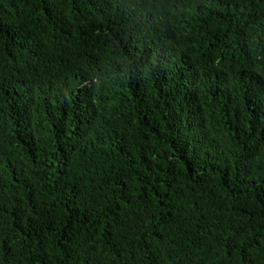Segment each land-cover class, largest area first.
Wrapping results in <instances>:
<instances>
[{
	"label": "trees",
	"instance_id": "1",
	"mask_svg": "<svg viewBox=\"0 0 264 264\" xmlns=\"http://www.w3.org/2000/svg\"><path fill=\"white\" fill-rule=\"evenodd\" d=\"M0 264H264V0H0Z\"/></svg>",
	"mask_w": 264,
	"mask_h": 264
}]
</instances>
